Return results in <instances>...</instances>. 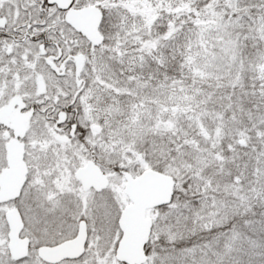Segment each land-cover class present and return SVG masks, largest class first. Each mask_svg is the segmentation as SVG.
Returning <instances> with one entry per match:
<instances>
[{"label": "snow or ice", "instance_id": "obj_1", "mask_svg": "<svg viewBox=\"0 0 264 264\" xmlns=\"http://www.w3.org/2000/svg\"><path fill=\"white\" fill-rule=\"evenodd\" d=\"M0 264H264V0H0Z\"/></svg>", "mask_w": 264, "mask_h": 264}]
</instances>
